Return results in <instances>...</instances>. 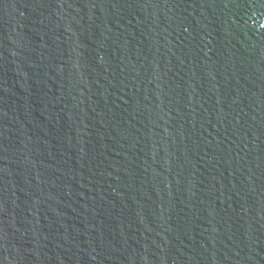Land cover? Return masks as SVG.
I'll list each match as a JSON object with an SVG mask.
<instances>
[{"label":"water","instance_id":"water-1","mask_svg":"<svg viewBox=\"0 0 264 264\" xmlns=\"http://www.w3.org/2000/svg\"><path fill=\"white\" fill-rule=\"evenodd\" d=\"M0 264H264V0H0Z\"/></svg>","mask_w":264,"mask_h":264}]
</instances>
